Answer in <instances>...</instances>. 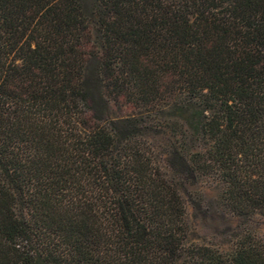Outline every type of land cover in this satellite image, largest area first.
Instances as JSON below:
<instances>
[{
	"label": "trees",
	"instance_id": "16d2710c",
	"mask_svg": "<svg viewBox=\"0 0 264 264\" xmlns=\"http://www.w3.org/2000/svg\"><path fill=\"white\" fill-rule=\"evenodd\" d=\"M258 218L264 0H0V264H264Z\"/></svg>",
	"mask_w": 264,
	"mask_h": 264
},
{
	"label": "rangeland",
	"instance_id": "374dc122",
	"mask_svg": "<svg viewBox=\"0 0 264 264\" xmlns=\"http://www.w3.org/2000/svg\"><path fill=\"white\" fill-rule=\"evenodd\" d=\"M189 224L191 227L192 242L197 244H207L214 241V236L232 233L239 222L221 209L211 208L205 216L196 217L193 210L189 209ZM253 225L261 231H264V220L256 219ZM38 264H44L39 262Z\"/></svg>",
	"mask_w": 264,
	"mask_h": 264
}]
</instances>
